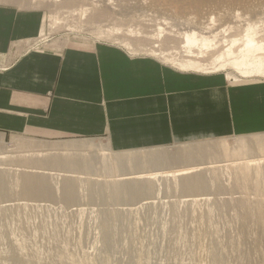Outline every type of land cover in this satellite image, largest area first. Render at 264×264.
Instances as JSON below:
<instances>
[{
  "label": "rangeland",
  "instance_id": "1",
  "mask_svg": "<svg viewBox=\"0 0 264 264\" xmlns=\"http://www.w3.org/2000/svg\"><path fill=\"white\" fill-rule=\"evenodd\" d=\"M93 1L110 16L107 24L97 25L102 28L144 27L149 23L177 35L184 33L185 18L204 16L201 20L205 21L213 14L216 20L210 23L211 29L194 25L203 35L220 36L219 31L233 24L239 13L231 34L242 35L255 26V34L264 35V0H122V6H114L113 14L109 0ZM0 5L17 9L23 17V28L32 25L35 32L32 38L18 40L16 46L13 43V48L17 47L13 52L18 54L68 43L104 44L151 58L180 72L223 76L233 84L264 78V70L252 57L246 69L234 68L226 65L224 59L214 61L205 56L207 50L199 47L194 48L195 53L204 52L198 55L205 70L180 69L175 62L194 59L187 47L162 44L161 37L150 45H159L155 49L162 52L154 56L138 50L143 47L139 44L133 49L122 45L124 37L132 38L129 35L109 37L91 32L89 27L95 26L92 24L97 17L104 18L101 12H94L89 20L81 22L86 29L80 24L74 28L71 18L62 19L61 25L53 28L49 18L53 10L48 6L29 8L1 1ZM123 15L133 16V20L128 25L118 23ZM76 19L80 22L79 17ZM224 38L220 40L223 45ZM223 64L225 67L218 70ZM255 137L264 138V129L199 137L160 147L113 149L108 153L109 142L105 138L46 140L0 132V151L6 153L0 159V264H264V217L257 221L244 214V210L257 211L258 202L264 210V160L249 166L250 176L239 188L234 174L238 170L234 168L240 161L229 163L243 155H223L217 147V142H221L234 152L239 141H252ZM91 141L95 147L81 148ZM158 155L159 167L170 165L176 169L193 163V170L178 176L121 180L115 175L127 172L129 167L120 166L115 172L108 168L115 157L129 161L128 157L134 156L137 159L131 160L130 164H135L131 169L140 170V163H156L146 157ZM258 157L256 154L252 158ZM147 180L152 182L151 188ZM113 184H121L118 194L111 195L107 190ZM242 199L246 204L251 202L252 208L240 207Z\"/></svg>",
  "mask_w": 264,
  "mask_h": 264
},
{
  "label": "crops",
  "instance_id": "2",
  "mask_svg": "<svg viewBox=\"0 0 264 264\" xmlns=\"http://www.w3.org/2000/svg\"><path fill=\"white\" fill-rule=\"evenodd\" d=\"M22 18L0 5L1 133L105 138L127 151L264 129V78L233 84L104 44L18 54L13 43L35 34Z\"/></svg>",
  "mask_w": 264,
  "mask_h": 264
},
{
  "label": "bare ground",
  "instance_id": "3",
  "mask_svg": "<svg viewBox=\"0 0 264 264\" xmlns=\"http://www.w3.org/2000/svg\"><path fill=\"white\" fill-rule=\"evenodd\" d=\"M0 1L5 2V3H10V4L14 3V4L19 5L20 7H29V8L30 7L37 8L41 6L50 7L51 10H53V12L50 13V16H49L51 20V27L53 26L55 27L56 25L60 24L61 23L60 21L64 18H71V19H74L73 20L74 28H76V24H80L79 25L80 28L86 29L85 27L86 25L82 24L81 22L84 20L85 21L89 20L91 18L92 13L101 12L100 10L104 9L101 4L93 0L92 1L76 0L77 1L76 3L74 1L71 3H68L66 0H0ZM109 1L111 3V13L112 14L116 11L114 6H122V2H123L122 0H109ZM69 4H72V5H69ZM207 10L211 11V9L209 8ZM100 14L104 18H102L101 16L97 17L98 19H96V22L92 24L95 26L89 27L90 29H92L91 32L95 34H101L103 36H109V37H115V36L118 37L119 35L123 34V35H129L132 38H135V39H132V38L126 39L124 37L122 40V45L126 47L133 49L134 47L143 46L141 47V49L140 48H137V49L149 52L151 55H154V56L162 55L161 51L155 49L159 45L155 44L150 47V45L154 44L153 43L154 41H159L161 37L163 39L162 44L169 42V43H173V46H175L176 48L177 47L178 48L187 47L189 52L191 53V56L194 57V59H188L187 61L178 60L177 62H175L177 67L180 69L205 70L203 61L199 59L201 56L198 55V54H203L204 52L199 51L197 54L195 53L194 48L199 47L201 49L204 48L205 50H207L205 52V56L215 59L214 61L224 59L226 60V65H230L231 67H234V68L237 67V68L243 69L245 67L246 69V67L249 65L248 59H251L252 57L255 59L256 62H258L261 70H264V64H263L264 56H261L262 53H264V35L261 34L258 36L257 34H255L256 32L254 30L255 26H252L253 27L252 30L248 29L242 35L237 32L235 34H231V31L234 30L235 26L237 25L236 15L240 16L239 13L235 14V18H233L235 19V21H233V24H228L227 26L223 27L219 31L220 36L224 34L222 38L226 36V38H224V41L226 42L225 45H223L222 42H220L222 38H220L219 35H218L219 37L216 36V34L203 35L201 33L202 31L201 32L197 31L198 29L200 30V28L202 27L211 29L210 23H213L216 20V17L213 14H211V17L209 19L207 18L205 21L201 20L202 18H204V16H200L199 18H197L196 16L192 18L190 17L185 18V21L184 20L182 21L184 22V26H185L184 27L185 30H183L184 33L182 34L178 33L177 35L171 34L170 32L167 31L165 27H162L160 25H153L149 23L145 24L144 27L143 26L133 27L132 25H129L128 27L118 26V25H112V26L103 27V28L102 26L98 27L97 25L99 24H102V23L107 24V19L110 18L108 13H106L105 15L103 12H101ZM123 16H125L123 19L119 18L121 21H117L118 23H123L122 25H128L129 24L128 21L133 20L131 19L133 18V16L131 18L130 17L127 18V16L129 15L127 16L123 15ZM76 17H79L80 22H78ZM195 18L197 19L196 21H195ZM117 22L115 21L114 23H117ZM88 23H92V22H88ZM194 24L199 25L201 27L199 28V26H195ZM262 27L264 29V25ZM260 30H261L260 33H262V29ZM229 33H230V37H229ZM136 44H139V45L137 46ZM163 57H165V55H163ZM166 59L170 61L169 58H166ZM223 67H225L224 64L220 65L219 68H217V65L214 66V68H217L218 70H221V68ZM243 72H247V71H243ZM215 143L216 142H214L213 144ZM93 145L94 143L91 141L85 145H82L81 148L95 147ZM36 146L38 145L36 144L34 147ZM107 147L108 148H106V150L108 151V153H111L113 149L111 148L110 144H107ZM217 147H219L218 150H220V152L223 155L224 154L225 155L235 154L234 156H238L241 154L243 155L242 157L232 158L229 163V164H232V163L237 162L238 160L240 161L236 163L239 165L234 168L238 170V172L234 173L236 176V179L235 178L234 179H235L236 185L239 188L244 187L245 181L250 176L251 168L249 166L253 163H257V162L264 160V138L263 137H255L252 141H245V140L239 141V147H237V149H235L234 152H232L231 150H228L226 145H224L221 142H217ZM188 149H186V151ZM5 154L6 153L0 151V159L5 158L6 157ZM256 154H258L260 157L252 158ZM125 157L127 158V156ZM128 158H130L129 161H124L123 158H120V157H115V159L111 160L112 162H110L108 158H104L103 161L106 160V161H109L110 163L114 162L113 165H110V163L108 162L109 163L108 168L111 169L113 172H115L114 170H117L120 166H123V165L130 168L127 172H120L115 175L121 180H145V179H151L157 176L159 177L178 176V175L190 173L193 170V166H192L193 163L188 164L185 167H180L176 169H173L175 167L170 166V165L159 167L157 163L160 162V155L146 157L145 160L155 161L156 163L154 165L148 164L145 166L143 165L144 163L143 164L140 163L142 169L139 170V168H136L137 170H135L134 168L131 169V167H133L135 164H130V162L131 160L133 161V159H137V158H135L134 156H129ZM234 160L236 161L234 162ZM149 167H152V168H149ZM147 181H148L149 188H151L153 186L152 182L150 180H147ZM121 187H122L121 184H113V185H109L107 190H109V193L111 195H114V193L118 194L119 189H121ZM29 190H31V188H29ZM249 204H246L244 200L242 199L240 203V207L242 206L244 209H247L250 206ZM250 207L252 208V206ZM262 208L263 206L258 202V204L256 205L257 211L250 213V211L245 212L244 210V214L246 213L245 216L250 215L251 218L256 219L257 221H261L264 217V213H263L264 210Z\"/></svg>",
  "mask_w": 264,
  "mask_h": 264
}]
</instances>
